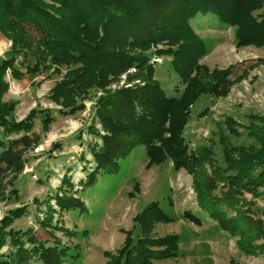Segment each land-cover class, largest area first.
<instances>
[{"label":"trees","instance_id":"trees-1","mask_svg":"<svg viewBox=\"0 0 264 264\" xmlns=\"http://www.w3.org/2000/svg\"><path fill=\"white\" fill-rule=\"evenodd\" d=\"M209 16L234 29L238 47H264V0H0V33L11 43L0 57V199L8 188L17 193L14 183L25 170L26 156L42 142L34 132L35 120L42 118L44 133L55 121L49 108H34L17 120L19 102L4 100L7 77H59L48 99L62 117L83 112L92 92L98 96L95 115L101 129L93 126L92 131L102 146L92 151L96 167L81 182L82 189L95 185L99 172L117 173L120 159L145 146L148 167L169 160L192 177L198 211L235 238L242 255L264 257V216L258 215L264 209L256 203L264 201V116H250L242 125L251 138L248 144L232 140L239 125L231 117L205 145L193 149L184 136L196 102L206 95L224 98L242 79L231 80L230 68L210 70L200 63L207 46L192 23ZM154 56L172 57L184 86L178 96H168L161 87ZM62 183L59 190L68 196L56 197L60 211L84 207L69 196L74 189L70 179ZM25 211L26 206L15 209L1 223L0 250L8 237L16 250L0 254V264H31L32 257L42 264H67L69 248L58 241H38L33 228L7 230ZM183 216L197 226L204 221L189 211ZM52 220L50 215L43 226L52 227ZM171 221L159 202L150 203L134 219L137 239L132 230L125 232L123 246L105 253L106 264L177 258L178 235H153L157 224ZM229 264L239 263L231 259Z\"/></svg>","mask_w":264,"mask_h":264},{"label":"rangeland","instance_id":"rangeland-1","mask_svg":"<svg viewBox=\"0 0 264 264\" xmlns=\"http://www.w3.org/2000/svg\"><path fill=\"white\" fill-rule=\"evenodd\" d=\"M192 26L207 46V54L200 63L210 70L230 68L231 80L242 79L232 86L228 96L206 95L196 102L185 129V139L193 149L205 145L226 118L231 117L239 125L232 140L248 144L251 138L242 125L248 124L250 116H264V47H238L234 29L221 24L214 16L199 17ZM10 46L0 33V57H4ZM152 61L156 63L155 76L166 94L178 96L184 86L173 69L172 57L154 56ZM58 79L41 76L34 81L28 78L16 81L10 75L7 77L10 88L4 100L19 102L15 113L17 120L24 119L34 108H49L55 121L44 133L42 118L35 120L34 132L41 135L42 142L26 156L25 170L14 183L17 193L8 188L5 197L0 199V227L3 220L11 217V211L26 206L25 214L14 219L7 230L33 228L38 241H48L49 245L58 241L60 246L69 248L65 258L67 264H106L105 253H115L123 246L125 232L132 230L137 239L140 232L135 217L150 203L159 202L172 221L157 224L153 235L156 238L178 235L179 256L154 264H229L231 259L239 264H264V257L242 255L236 239L198 211L192 177L184 169L175 170L169 160L148 167L145 146L137 147L129 156L120 159L117 173L99 172L97 183L82 189L81 182L96 167L92 151L102 146L100 138L92 131L93 126L101 129L95 115L98 96L92 92L83 112L62 117L58 107L48 99ZM116 87L115 84L111 86L112 90ZM205 109L207 113L199 118L197 115ZM65 178L74 186L68 191L69 196L79 198L84 207L60 211L56 197L68 196L63 189L59 190ZM256 203L260 210L264 209V201L258 199ZM185 211L203 218L202 225L197 226L184 218ZM50 215H53L52 227L43 226L42 221H47ZM258 215L264 216L260 211ZM8 243L9 237L0 250L5 257L16 250ZM30 263L42 264L35 257Z\"/></svg>","mask_w":264,"mask_h":264}]
</instances>
